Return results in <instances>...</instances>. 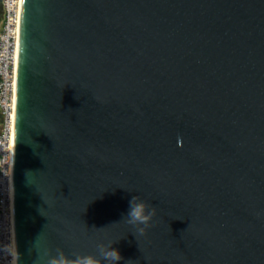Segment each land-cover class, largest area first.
<instances>
[{"label":"water","instance_id":"obj_1","mask_svg":"<svg viewBox=\"0 0 264 264\" xmlns=\"http://www.w3.org/2000/svg\"><path fill=\"white\" fill-rule=\"evenodd\" d=\"M13 200L18 264H264V0H22Z\"/></svg>","mask_w":264,"mask_h":264},{"label":"built area","instance_id":"obj_2","mask_svg":"<svg viewBox=\"0 0 264 264\" xmlns=\"http://www.w3.org/2000/svg\"><path fill=\"white\" fill-rule=\"evenodd\" d=\"M0 264H18L13 200V145L22 0H1Z\"/></svg>","mask_w":264,"mask_h":264},{"label":"clouds","instance_id":"obj_3","mask_svg":"<svg viewBox=\"0 0 264 264\" xmlns=\"http://www.w3.org/2000/svg\"><path fill=\"white\" fill-rule=\"evenodd\" d=\"M155 215L154 207H149L138 197L133 196L129 201V208L123 220L135 228L134 236L143 235ZM97 249L98 255L96 256L74 255L70 257L63 251H58L56 255L45 253V264H118L122 260L119 251L113 247V244H99Z\"/></svg>","mask_w":264,"mask_h":264},{"label":"flooded vegetation","instance_id":"obj_4","mask_svg":"<svg viewBox=\"0 0 264 264\" xmlns=\"http://www.w3.org/2000/svg\"><path fill=\"white\" fill-rule=\"evenodd\" d=\"M2 18H3V8L0 4V25H1V22H2ZM1 119H2V115H1V111H0V122H1Z\"/></svg>","mask_w":264,"mask_h":264}]
</instances>
